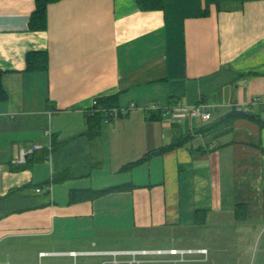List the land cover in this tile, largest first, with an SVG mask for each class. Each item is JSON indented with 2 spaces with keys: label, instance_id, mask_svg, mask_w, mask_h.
I'll use <instances>...</instances> for the list:
<instances>
[{
  "label": "crops",
  "instance_id": "1",
  "mask_svg": "<svg viewBox=\"0 0 264 264\" xmlns=\"http://www.w3.org/2000/svg\"><path fill=\"white\" fill-rule=\"evenodd\" d=\"M35 9L0 0V264L171 247L206 248L177 264H264V0H57L44 29L30 27ZM30 51L48 68H29ZM107 96L139 107L98 132L87 110ZM178 101L212 118L176 122L165 108ZM235 108L246 112L225 116ZM33 142L44 147L16 162Z\"/></svg>",
  "mask_w": 264,
  "mask_h": 264
},
{
  "label": "built area",
  "instance_id": "2",
  "mask_svg": "<svg viewBox=\"0 0 264 264\" xmlns=\"http://www.w3.org/2000/svg\"><path fill=\"white\" fill-rule=\"evenodd\" d=\"M256 100V99H255ZM138 104L136 102H132L128 106H112V107H104L99 103V98H94L92 102V106L87 110L88 114H94L99 111L104 112V122L108 123L112 121L117 116L126 115L131 109L138 108ZM154 108H160L159 106L154 105ZM147 112L150 111L149 107H142ZM167 113L171 114L172 120L179 121L186 117L187 115H191L193 117L200 118L203 121H209L212 118V111L207 103L203 101H199L195 104L189 105L183 101H178L174 105L167 106L165 108ZM245 110V109H244ZM248 111V109H247ZM44 146L40 143L33 142L27 148H21L20 154L18 155L16 162L26 161L28 155L33 154L39 149H42ZM44 188L49 191L52 189L51 184H46L45 186H38L36 188L37 192H41ZM206 252V248L193 249V248H143V249H134V250H110L100 252L101 254L111 255L112 258L105 259L94 264H152L155 262H167L170 260L166 257H160L165 255H178V259H174V264H177L178 261H185V255L188 253L194 252ZM78 251H71L70 254L77 256ZM89 252H86V254ZM99 253V252H98ZM46 254V252H42L41 255ZM149 256V258L147 257ZM77 264V263H74Z\"/></svg>",
  "mask_w": 264,
  "mask_h": 264
},
{
  "label": "trees",
  "instance_id": "3",
  "mask_svg": "<svg viewBox=\"0 0 264 264\" xmlns=\"http://www.w3.org/2000/svg\"><path fill=\"white\" fill-rule=\"evenodd\" d=\"M57 0H36V9L32 13L31 18H30V27L33 29H44L47 26V10H48V5L51 2H54ZM247 0H206L207 3V8L208 5L211 3H215L217 7L220 8H234L238 5H241L243 2ZM138 3L140 4L141 7L143 8H150V7H157V6H163V0H138ZM207 12V10H205ZM27 62H28V67L29 68H34V69H47L48 68V54L45 51H30L27 54ZM2 74L3 71L0 69V96L5 97L6 92L3 86L2 82ZM118 101V96H107V97H102L99 99V103L104 106V107H112V106H119L117 104ZM249 116L255 117V115H252L250 111L247 112ZM104 112L99 111L94 114H88V123L89 125L93 128V130H96L99 132L101 130V124L104 123ZM264 124V121H262ZM203 130L210 129L209 127H203ZM182 143L181 140H174L169 146L163 147L159 151H164L168 148H174ZM150 153H153L152 151ZM146 154L141 160H145L149 155ZM35 154V152L33 153ZM133 163H138V161L133 162ZM126 185H117V186H111L105 189H99V190H88L91 191L88 193V197H95L100 194H104L106 192L119 189V188H124ZM74 196V192L72 194ZM86 195H83L81 198H86ZM71 200H75L74 197L71 198ZM200 213H202V216L199 217ZM204 212L196 211V220L197 221H204Z\"/></svg>",
  "mask_w": 264,
  "mask_h": 264
},
{
  "label": "water",
  "instance_id": "4",
  "mask_svg": "<svg viewBox=\"0 0 264 264\" xmlns=\"http://www.w3.org/2000/svg\"><path fill=\"white\" fill-rule=\"evenodd\" d=\"M246 112V110L244 109H241V108H235V109H232L230 111H228L225 116L226 117H229V116H234V115H237V114H244Z\"/></svg>",
  "mask_w": 264,
  "mask_h": 264
},
{
  "label": "rangeland",
  "instance_id": "5",
  "mask_svg": "<svg viewBox=\"0 0 264 264\" xmlns=\"http://www.w3.org/2000/svg\"><path fill=\"white\" fill-rule=\"evenodd\" d=\"M154 243H137L131 246V248L133 247H154Z\"/></svg>",
  "mask_w": 264,
  "mask_h": 264
}]
</instances>
